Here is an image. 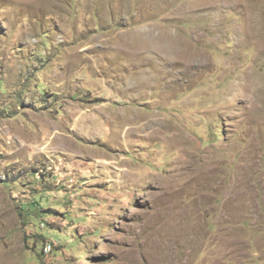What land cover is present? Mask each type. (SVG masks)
Returning <instances> with one entry per match:
<instances>
[{"label":"rangeland","instance_id":"obj_1","mask_svg":"<svg viewBox=\"0 0 264 264\" xmlns=\"http://www.w3.org/2000/svg\"><path fill=\"white\" fill-rule=\"evenodd\" d=\"M0 264H264V0H0Z\"/></svg>","mask_w":264,"mask_h":264},{"label":"clouds","instance_id":"obj_2","mask_svg":"<svg viewBox=\"0 0 264 264\" xmlns=\"http://www.w3.org/2000/svg\"><path fill=\"white\" fill-rule=\"evenodd\" d=\"M245 99H246V102L249 104V107L251 108L253 106L251 101H248L247 98H245Z\"/></svg>","mask_w":264,"mask_h":264}]
</instances>
